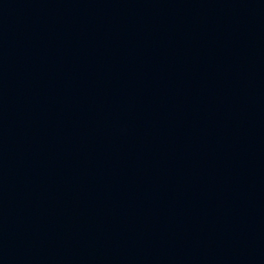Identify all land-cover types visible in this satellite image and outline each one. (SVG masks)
Segmentation results:
<instances>
[{
    "label": "water",
    "instance_id": "95a60500",
    "mask_svg": "<svg viewBox=\"0 0 264 264\" xmlns=\"http://www.w3.org/2000/svg\"><path fill=\"white\" fill-rule=\"evenodd\" d=\"M0 264H264V0H0Z\"/></svg>",
    "mask_w": 264,
    "mask_h": 264
}]
</instances>
